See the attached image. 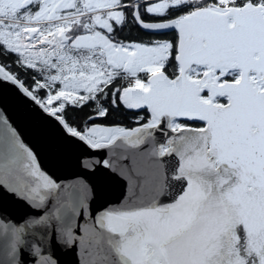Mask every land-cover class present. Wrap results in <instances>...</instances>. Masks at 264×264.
I'll use <instances>...</instances> for the list:
<instances>
[{
    "label": "snow or ice",
    "instance_id": "obj_1",
    "mask_svg": "<svg viewBox=\"0 0 264 264\" xmlns=\"http://www.w3.org/2000/svg\"><path fill=\"white\" fill-rule=\"evenodd\" d=\"M129 23L176 35L126 43L118 33ZM12 57L17 70L35 71L31 84L3 62ZM0 58V81L18 86L69 138L93 149L165 138L151 150V170L128 176L153 199L96 217L106 234L96 233L93 264H264V0H0ZM121 71L134 82L119 84ZM92 103L96 116L108 115L104 103L146 115L131 129L92 116L73 126L69 108ZM173 155L178 162L164 159ZM17 168L35 186L10 179ZM59 187L0 110V190L39 207ZM24 229L0 216L3 264H25ZM67 237L74 242L70 230ZM30 255L57 264L39 247Z\"/></svg>",
    "mask_w": 264,
    "mask_h": 264
},
{
    "label": "water",
    "instance_id": "obj_2",
    "mask_svg": "<svg viewBox=\"0 0 264 264\" xmlns=\"http://www.w3.org/2000/svg\"><path fill=\"white\" fill-rule=\"evenodd\" d=\"M0 110L37 155L41 170L60 185L58 190L47 192L45 203L39 207L34 206L38 200L29 202L0 190V216L17 227L25 225L24 244L18 245L20 259L25 264H34L35 258L30 253L39 247L43 255L51 256L57 264H93L98 250L96 233L106 234L96 224V217L108 208L138 207L153 199L155 193L151 187L136 190L128 176L136 170H151V150L164 143L165 138L156 133L155 145L132 148L118 140L109 147L93 149L61 133L57 122L23 97L18 86L11 82L0 81ZM164 159L178 162L174 155ZM15 177L32 186L36 184L34 178L19 168L13 170L10 179ZM45 191L41 189L40 194ZM161 199L170 202L167 198ZM81 201L83 207L73 213L72 205ZM62 205L68 207L59 212L62 218L57 219ZM46 213L51 217L46 225L29 226ZM69 230L75 237L71 243L67 237ZM5 243L0 235V264L5 260ZM104 251L109 252L106 245Z\"/></svg>",
    "mask_w": 264,
    "mask_h": 264
},
{
    "label": "flooded vegetation",
    "instance_id": "obj_3",
    "mask_svg": "<svg viewBox=\"0 0 264 264\" xmlns=\"http://www.w3.org/2000/svg\"><path fill=\"white\" fill-rule=\"evenodd\" d=\"M128 0H125V3H127ZM153 16V14H147L146 15V20L150 19ZM134 28H138L139 31H136L135 33ZM176 35L175 30H167L163 35L157 34L151 30H146L143 29L141 27H139L138 25L129 23L128 26L124 27L123 31L118 33V39L120 40H124L126 43L127 42H137V43H146L149 41H154V40H160V39H172L174 38ZM142 79L144 78V74L140 73L138 74ZM123 72L121 71V78L118 80L119 84H123L124 86H127L129 83L134 82L133 78L129 77L128 79H123ZM104 106L109 108L112 107L110 106L109 103H104ZM96 105L94 103L90 104L88 107H85L86 109V113H84L83 115H80L78 117H72L71 114H69V111L75 109L70 107L68 110V116L70 117L71 120H74L76 122V124H74L73 126H76L77 124L81 127H83L84 122L88 119L89 116L94 117L92 123L100 125V126H104V127H112V126H117L116 124L112 123V122H107L106 120H104V118L106 116H96L95 115V109ZM123 109H125L123 106H121ZM126 111H130L132 114H135L136 116H139L141 114H146V112L144 111H140V110H127ZM138 126V125H136ZM135 126V127H136Z\"/></svg>",
    "mask_w": 264,
    "mask_h": 264
},
{
    "label": "trees",
    "instance_id": "obj_4",
    "mask_svg": "<svg viewBox=\"0 0 264 264\" xmlns=\"http://www.w3.org/2000/svg\"><path fill=\"white\" fill-rule=\"evenodd\" d=\"M136 31H139L138 28H134L133 32L135 33ZM13 59L14 57L9 58L7 61H3V58H0V61L6 62L10 67L13 68V70L16 72L17 75L20 76L22 80H25L27 84H31L32 77L36 75L35 71L28 70L26 73H24L23 70H17L15 66L13 65ZM37 78L39 79L40 77L37 76ZM86 112L87 111L85 108H83V110L73 109L69 111V114H71V116L75 118L80 115H83ZM144 115L146 114L144 113L139 116H144ZM137 117L138 116H136L135 114H132L130 111H126L122 107H120L118 110L114 107H109V113L108 115H106L104 120H106L107 122H112L118 126L131 129V128H134L136 125H138L136 123ZM195 126L199 127L201 125L196 124Z\"/></svg>",
    "mask_w": 264,
    "mask_h": 264
}]
</instances>
